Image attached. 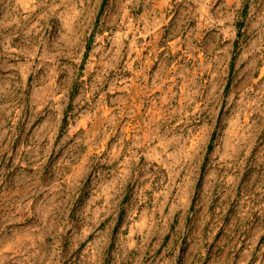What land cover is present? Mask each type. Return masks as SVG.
Instances as JSON below:
<instances>
[{
  "label": "rangeland",
  "instance_id": "374dc122",
  "mask_svg": "<svg viewBox=\"0 0 264 264\" xmlns=\"http://www.w3.org/2000/svg\"><path fill=\"white\" fill-rule=\"evenodd\" d=\"M0 264H264V0H0Z\"/></svg>",
  "mask_w": 264,
  "mask_h": 264
}]
</instances>
